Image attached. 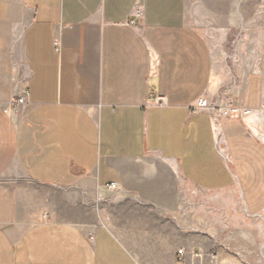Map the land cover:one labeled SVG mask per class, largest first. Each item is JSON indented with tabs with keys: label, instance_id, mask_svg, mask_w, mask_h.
<instances>
[{
	"label": "crops",
	"instance_id": "obj_1",
	"mask_svg": "<svg viewBox=\"0 0 264 264\" xmlns=\"http://www.w3.org/2000/svg\"><path fill=\"white\" fill-rule=\"evenodd\" d=\"M215 253L264 257V0H0V264Z\"/></svg>",
	"mask_w": 264,
	"mask_h": 264
},
{
	"label": "built area",
	"instance_id": "obj_2",
	"mask_svg": "<svg viewBox=\"0 0 264 264\" xmlns=\"http://www.w3.org/2000/svg\"><path fill=\"white\" fill-rule=\"evenodd\" d=\"M137 12L139 13V8H137ZM134 23V22H132ZM157 104H166L167 99L164 96H158L156 99ZM28 103V93L25 92L22 96L18 97L11 103V108L8 111V114L11 115L13 110L16 107H19L23 104ZM196 109L206 110L208 111L213 120L216 123H221L226 118H243L245 115L249 113V110L240 105L236 100H232L229 98L222 99L221 96H218V99L215 102L208 103L207 100L202 97L196 104ZM109 188L117 189L118 184L116 182H111L109 184ZM197 257L201 262L205 260V254L199 252ZM217 253L209 256L208 264H216L217 263ZM181 259H184V251L181 252ZM227 264V262H223ZM204 264V263H201ZM241 264H249L247 260H242Z\"/></svg>",
	"mask_w": 264,
	"mask_h": 264
},
{
	"label": "rangeland",
	"instance_id": "obj_3",
	"mask_svg": "<svg viewBox=\"0 0 264 264\" xmlns=\"http://www.w3.org/2000/svg\"><path fill=\"white\" fill-rule=\"evenodd\" d=\"M218 94V93H217ZM215 95V96H213V98H211V97H209L208 95L206 96V97H204L206 100H207V102L208 103H212V102H215L217 99H218V96H220V95ZM229 233H230V231H228ZM253 241H251V243H252ZM252 245V244H251ZM235 253H236V251H235ZM249 254H252V252H250ZM260 255L261 254H259V257H260ZM247 262L249 263V264H264V257L261 259V260H259V261H253V260H247Z\"/></svg>",
	"mask_w": 264,
	"mask_h": 264
}]
</instances>
